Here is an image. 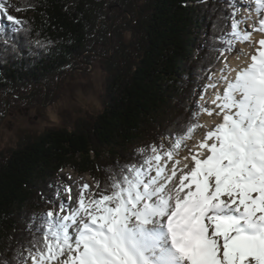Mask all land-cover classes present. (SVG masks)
<instances>
[{
    "label": "snow or ice",
    "instance_id": "obj_1",
    "mask_svg": "<svg viewBox=\"0 0 264 264\" xmlns=\"http://www.w3.org/2000/svg\"><path fill=\"white\" fill-rule=\"evenodd\" d=\"M224 3L229 15L213 22L209 67L201 66L210 82L191 117L159 144L137 148L141 159L109 167L106 182L80 185L75 204L72 187L62 186L68 199H50L53 207L32 218V238L0 264H264V0ZM7 8L0 0V15L22 24ZM232 51L247 63L230 66ZM221 61L216 77L211 65ZM202 114L220 119L182 158L191 166L180 167V149L205 127Z\"/></svg>",
    "mask_w": 264,
    "mask_h": 264
},
{
    "label": "trees",
    "instance_id": "obj_2",
    "mask_svg": "<svg viewBox=\"0 0 264 264\" xmlns=\"http://www.w3.org/2000/svg\"><path fill=\"white\" fill-rule=\"evenodd\" d=\"M11 7L23 23L0 15V113L38 102L66 71L96 57L105 81L96 111L24 134L15 147L0 145L7 258L32 238L33 216L52 208L62 169L106 182L109 167L141 159L137 148L159 144L191 117L212 24L230 11L224 0H14Z\"/></svg>",
    "mask_w": 264,
    "mask_h": 264
},
{
    "label": "rangeland",
    "instance_id": "obj_3",
    "mask_svg": "<svg viewBox=\"0 0 264 264\" xmlns=\"http://www.w3.org/2000/svg\"><path fill=\"white\" fill-rule=\"evenodd\" d=\"M243 1L244 0H239V5H241ZM13 3L14 0H7V9L10 12H15V9L11 7ZM229 23L230 21H227L226 26L227 29L230 30ZM127 35L128 34H126V36ZM238 44L239 43L235 45L236 48L239 46ZM233 53H235V51L229 54L232 55ZM98 59L99 58L96 57L92 63H87L80 68L66 71L59 77L55 89L49 94L44 93L42 99L38 102H32L30 100L17 101L0 113L1 147H15L20 137L24 134H39L47 127L58 126L62 121L73 120L85 116L86 113H92L99 109L102 102L101 96L103 83L105 81V71L102 69ZM211 68L213 67L211 66ZM208 83L207 73H204L197 86V88L201 87L200 93L205 92L204 85ZM208 90L209 89H207V91ZM207 91L206 95H208ZM200 100L201 97L199 94L197 95L196 101ZM205 115L206 114H202L199 116V122L201 124L202 118H204ZM200 128L201 127L197 128L192 138L185 142L184 146L179 151V155L191 149V140L194 139L196 132L199 131ZM164 142L165 144L169 143V141L166 140ZM58 175L60 194L57 196L56 193L54 197L57 204L61 197L65 200V195H67L63 192L62 186L70 185L73 191L74 185L77 184L78 180L83 178L89 181V184H91L90 186L94 185L89 174L77 173L70 167L62 169Z\"/></svg>",
    "mask_w": 264,
    "mask_h": 264
},
{
    "label": "bare ground",
    "instance_id": "obj_4",
    "mask_svg": "<svg viewBox=\"0 0 264 264\" xmlns=\"http://www.w3.org/2000/svg\"><path fill=\"white\" fill-rule=\"evenodd\" d=\"M249 2V0H244L241 5H247ZM229 27H230V23H229ZM260 38V34L256 33L253 36V40H258ZM239 46L236 48L237 50L239 49H244L245 52L250 50V45L247 43H239ZM225 56L227 57V61L228 64L232 67H237V66H242L244 64L247 63L248 61V56L247 55H240L239 59H237L238 56V51H235V53H233L232 55H230L229 53H226ZM223 62L221 61L220 63H214L212 65V70H213V74L218 77L219 76V69L222 68ZM232 75H234V73H232ZM210 82V81H209ZM218 88L222 89L223 84H218L217 85ZM208 95H206V99L205 101H210L212 99L213 96V89L209 88V90L207 91ZM209 107L211 106L210 104L208 105ZM220 119V117L217 116H208L205 115L204 118H202V124L205 125V127H201L199 129V131L196 132L194 139L191 140V149H193V146L197 143L198 140L202 139L205 132L208 130V128L212 127L214 125L215 122H217ZM188 152H184L182 155H179L177 158H180V167H183V165L185 163L189 164L191 166V160H184L182 159L183 157L187 156ZM171 168V162H169V169ZM178 182V181H177ZM83 183H88L89 181H87L85 178L78 180L77 184L74 185V189L72 191V196H73V204H75L76 198H78L79 196V186L82 185ZM91 185V184H89ZM68 199V195H65V200Z\"/></svg>",
    "mask_w": 264,
    "mask_h": 264
}]
</instances>
